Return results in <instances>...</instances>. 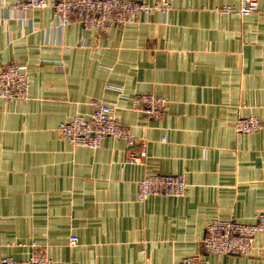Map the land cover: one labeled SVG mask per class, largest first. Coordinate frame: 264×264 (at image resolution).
<instances>
[{
    "label": "crops",
    "instance_id": "crops-1",
    "mask_svg": "<svg viewBox=\"0 0 264 264\" xmlns=\"http://www.w3.org/2000/svg\"><path fill=\"white\" fill-rule=\"evenodd\" d=\"M20 1L0 0V70L15 62L30 76L28 100L0 98V264L35 246L52 264H264V233L247 256L202 247L213 218L264 212V131L235 129L264 117V0L249 15L221 9L241 0H169L165 14L106 32L58 26L53 8ZM140 93L166 98L165 114L134 110ZM95 102L138 142L73 146L59 124ZM154 173H184L185 195L140 201L138 182Z\"/></svg>",
    "mask_w": 264,
    "mask_h": 264
},
{
    "label": "built area",
    "instance_id": "built-area-1",
    "mask_svg": "<svg viewBox=\"0 0 264 264\" xmlns=\"http://www.w3.org/2000/svg\"><path fill=\"white\" fill-rule=\"evenodd\" d=\"M19 6L24 10L51 7L55 11L58 26L77 20L87 30L106 32L116 26L133 24L141 16H149L156 10L166 13L171 8L169 0L148 3L141 0H23ZM240 15H249L258 11L256 0H241L239 5L227 4L221 8ZM30 76L27 68L11 62L0 70V98L9 102L29 99ZM167 99L151 93H140L133 97L132 108L150 118H161L166 111ZM59 131L73 146L99 148L108 137L122 139L130 145L138 138L119 122L114 108L107 104L94 103L90 117L76 115L59 124ZM240 133L264 131V117L259 114L240 116L235 122ZM145 150L134 154L132 160L141 162ZM139 200L144 202L151 196H183L188 188L184 173L148 174L139 182ZM264 233V212L256 216L254 222H242L235 218H213L206 226L202 238L205 253L250 255L255 250V241ZM79 238L72 235L70 244L76 245ZM1 264H52L46 250L35 246L31 255L25 259L4 256ZM175 264H208V260L199 255L188 256Z\"/></svg>",
    "mask_w": 264,
    "mask_h": 264
}]
</instances>
